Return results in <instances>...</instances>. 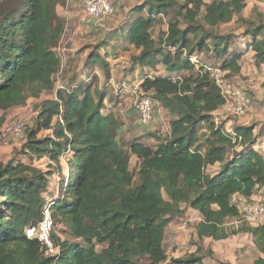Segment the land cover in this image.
<instances>
[{"label": "trees", "instance_id": "1", "mask_svg": "<svg viewBox=\"0 0 264 264\" xmlns=\"http://www.w3.org/2000/svg\"><path fill=\"white\" fill-rule=\"evenodd\" d=\"M56 1L18 0L0 14V111L24 106L29 98L54 89L55 75L62 71L54 50L62 31L53 26ZM246 1L147 0L138 7L147 16L138 13L129 28L127 41L141 50L132 61L153 68L161 63L169 72L146 78L141 89L175 116L156 148L133 139L127 150L117 140V122L104 114L103 100L96 98L92 85L64 86L55 99L43 102L21 155L47 157L53 169L44 171L18 158L0 163V264H164L166 229L187 207L201 216L195 225L200 240L247 233L261 253L254 264H264V222H248L233 202L235 194L250 198L264 186L256 125L227 130L224 121L216 120L225 99L205 71L206 65L219 66L231 80L240 75L241 61L251 50L264 76V21L242 35L243 48L239 37L218 31L241 19ZM167 11L172 20L156 41L151 31L155 17ZM204 54L215 64L202 62ZM99 55L96 52L94 59ZM182 71L190 74L173 76ZM261 87L264 91V80ZM4 122L2 115L0 126ZM43 130L53 133L38 138ZM130 154L141 159L137 180ZM62 158L69 181L59 197L49 192L50 176L63 170ZM49 193L52 200L46 198ZM46 208L58 248L53 254L26 232L44 218ZM230 219L236 223L229 225ZM59 222L82 242H61L55 232ZM202 260L194 253L172 264Z\"/></svg>", "mask_w": 264, "mask_h": 264}, {"label": "rangeland", "instance_id": "2", "mask_svg": "<svg viewBox=\"0 0 264 264\" xmlns=\"http://www.w3.org/2000/svg\"><path fill=\"white\" fill-rule=\"evenodd\" d=\"M114 7V11L101 21L96 20H85L84 19V0H57L55 4V15L54 24L62 28L60 37L54 46V50L61 58V69L59 74L55 75L54 89L50 92H46L39 98H29L27 104L20 107L12 108L6 112L0 111V116L5 115V122L0 126V134L6 128L8 124H12L17 121H22L25 123V128H27L24 139L10 138L7 142H2L0 140V163H5L13 158H18V161L33 162L38 168L49 171L53 169L51 161L47 157L42 158H31L23 157L21 154L24 151V146L27 142V135L29 130L35 128L37 123V117L39 115L42 104L46 100L55 99L56 93L60 87L67 86L72 89L76 85H83V89L92 85L95 90L96 98L103 100V112L112 116V118L117 122L119 127V132L117 135V140L129 150V142L133 139H138L153 148H156L160 140L166 137L170 132V120L174 118L170 112L163 107L160 100H154V113L153 120L149 124H143L139 118V114L135 108L137 100L144 96L146 93L141 89V92L134 94L131 103L130 99L126 101V90H124V84H119L122 82L119 77L120 64L117 62L114 66L109 67L106 61H102L99 57L95 58L96 52H102L103 55H108L113 53L114 47L112 46L113 41H116L115 47L121 49L124 44L127 43V31H121L117 33L116 30L126 27L131 19L133 20L142 13V15L147 16V11H138L139 6L146 4L147 0H110ZM211 1V0H208ZM18 0H0V14L4 11L10 10L13 5H15ZM135 11V12H134ZM139 13V14H138ZM239 20H234L230 23L223 24L220 27L219 32L235 35L239 37L237 40L240 46L243 48V43L246 39H243L242 35L245 34L247 30L252 27L259 25L264 21V0H247L246 6L243 9ZM156 24L152 28V35L156 41L160 40V37L168 30L169 20H172V14L170 12H165L162 15H156ZM132 24V22H131ZM130 24V25H131ZM122 36L125 41L120 38L116 40H111L114 36ZM249 39V38H248ZM111 41V42H110ZM102 45H105L104 52L101 50ZM124 50V49H123ZM120 51V50H119ZM122 51V50H121ZM128 50H124L123 55H125ZM117 55L119 52L116 53ZM131 53L127 54L128 56ZM100 56V55H99ZM201 60L207 64H215L216 61L208 59L204 54L201 56ZM92 59V60H90ZM94 59V60H93ZM91 61L89 64L88 73L84 71L79 75L83 64L86 61ZM132 61V58H131ZM132 65L135 68L138 64L132 61ZM143 65H141L142 67ZM87 71V70H86ZM98 71L101 76H98ZM245 73L241 75L232 76L231 82L237 86L247 89L252 96L254 91L258 89L259 77H262V71L258 69L257 72L250 71L248 67L245 68ZM168 75L169 72L166 67L159 63L155 68L147 65L146 71H140L143 79L155 77L157 74ZM252 74V75H249ZM86 74V75H85ZM129 75L126 72L125 77ZM186 71L174 74V77L181 75H187ZM190 74V73H189ZM188 74V75H189ZM116 78H118L116 80ZM144 79V80H145ZM116 80L117 90L113 85ZM143 80V81H144ZM124 81V80H123ZM80 90L82 88H75V90ZM124 90V91H123ZM116 99L118 101H116ZM255 100L253 99V102ZM128 103V104H127ZM251 107L242 116H234L227 112H223V120L227 125V130H231V126L238 123V119L246 117L251 114ZM254 108L256 111V118L251 120L250 123L257 122L264 123V99L263 102L257 101ZM217 120V119H216ZM221 120V119H220ZM233 121L231 124L227 121ZM219 121V120H217ZM53 133L52 130H43L38 133V138L49 136ZM129 152V151H128ZM62 162L65 167L60 172V174H54L50 176V191L56 194V196H61L62 189L69 181V176L67 174L66 159L62 158ZM141 159L136 155L130 154V170L133 172L136 180L138 178V170L140 167ZM217 168V167H216ZM211 169L210 171H214ZM60 185V186H59ZM259 191V190H258ZM257 192V191H256ZM47 200H52V194H45ZM186 210L183 217H175L171 220L169 226L166 229L164 247L168 252V256L171 258L168 264L174 263L176 259H184L192 255V251L196 248V251L201 256H206V259L211 257L214 264H230L227 258L222 259L217 255L218 249L215 248V241L211 239L205 240H195L197 236H194L193 230L195 225L199 222L200 216L196 209L190 208ZM49 210V208H46ZM45 209V210H46ZM200 215V214H199ZM264 222V217L260 220L251 221L252 224L256 225ZM236 223V219L228 220V224L232 225ZM56 235L61 239L64 244L82 242V240L74 239L69 232V227L65 222H59L55 230ZM251 236H244L237 241V245L244 249L243 254H245V260L242 264H254L256 255L252 253L253 245ZM237 246V247H238ZM226 249V246L223 245ZM56 248V247H55ZM199 248V249H198ZM211 250V256L208 255ZM214 252H213V251ZM98 251H102V246L98 245ZM58 252V248L55 253ZM216 252V253H215ZM53 254V253H52ZM222 261V262H220ZM139 264H148L147 261L142 260Z\"/></svg>", "mask_w": 264, "mask_h": 264}, {"label": "built area", "instance_id": "3", "mask_svg": "<svg viewBox=\"0 0 264 264\" xmlns=\"http://www.w3.org/2000/svg\"><path fill=\"white\" fill-rule=\"evenodd\" d=\"M83 11L85 20L101 21L114 11V7L110 0H84ZM192 61L198 63L199 59L192 57ZM205 71L213 77L225 99L222 110L234 116L245 115L252 103L247 90L235 86L227 78V72L219 66L206 65ZM63 87L62 85L60 88ZM154 103L150 95L141 96L137 100L135 108L143 124H149L153 120ZM10 138H25L24 122L17 121L6 126L0 134V140L7 142ZM257 145L259 152L264 157V142L260 141ZM262 188H259V191L255 192L250 198H245L238 194L233 196V202L237 204L242 216L250 223L264 217V191ZM44 212V218L37 225L27 228L26 232L30 238H37L46 247L47 254H52L56 251L51 238L53 218L50 210L46 209Z\"/></svg>", "mask_w": 264, "mask_h": 264}, {"label": "crops", "instance_id": "4", "mask_svg": "<svg viewBox=\"0 0 264 264\" xmlns=\"http://www.w3.org/2000/svg\"><path fill=\"white\" fill-rule=\"evenodd\" d=\"M131 22L133 23V18L131 19L130 23L124 27V28H121L119 27L120 29L119 30H116L117 33L121 31H129V28H130V24ZM116 38H120L121 40L125 41L124 38L122 36H114L111 40H116ZM111 42V41H110ZM115 43L116 41H113L112 43V46L114 47V51L113 53H110L108 55H103L102 52H98L100 54L99 58L102 59V61H106L107 65H108V68L109 67H112L114 66L117 62L119 63V61L121 62L120 64V71H122L120 74H119V77H121L120 79L122 80V82H120L119 84H124V90H126V94H125V97H126V101L128 102V100L130 99V103H131V100H132V97H134V94H138V92H141V84L143 83V77L140 74V71H143V69L146 71L147 69V65H143L141 67V64H138L135 68L133 67L132 65V61H131V58L132 56L134 55H138L140 53V49L136 48L133 44H130L128 41L127 43L124 44V47L121 48V49H117L115 47ZM245 45V43H243V46ZM104 48H105V45H102L101 47V50L104 52ZM128 50L127 52H125L126 54L123 55V52L124 50ZM120 50V51H119ZM122 50V51H121ZM119 52V54L117 55L116 53ZM131 53L129 56L127 54ZM91 60V59H90ZM242 63V71L240 72V75L245 73V68L246 66L248 67V69L250 71H254V72H257L258 71V68L256 67L255 65V58H254V52L253 51H249L242 59L241 61ZM89 64H92L91 61H86L84 64H83V67H81L82 69L80 70V73L79 75L84 71V73H88V69H86L85 67H88ZM87 70V71H86ZM98 76H101V74L96 71ZM126 72L129 73V75L127 74V76L125 77L126 75ZM158 74V73H156ZM86 75V74H85ZM249 75H252L249 73ZM253 76V75H252ZM118 78H116L117 80ZM116 80L115 82H113V85L114 87L116 88L117 90V86H116ZM124 80V81H123ZM264 80V76L262 75V77H259V80L257 81L258 82V89L256 91H254V104L251 108V110H253L251 112V114L247 115L246 117H242V118H239L238 119V123H235V125H249V124H254L256 125V133L258 134V140H262L264 142V123H259V121H255L253 123H250L251 120H253L254 118H256V111L254 110V108H258L257 106H255L256 102L257 101H261L263 102V99H264V91L261 87V84ZM118 81V80H117ZM123 90V91H124ZM132 95V97H131ZM116 101H118L116 99ZM128 104V103H127ZM224 111L222 110V108L220 110H218L215 115H216V119L217 120H222L224 121L223 119V113ZM106 114V113H104ZM230 124L233 122V121H227V123ZM227 126V125H226ZM233 128V125L231 126L230 129ZM259 141V142H260ZM256 149H258V145H256ZM262 190L264 191V186L262 188ZM187 209H189L187 207ZM198 216H200L198 214ZM201 218V216H200ZM201 219H199L200 221ZM193 233H194V236H197L196 232H195V229L193 230ZM249 234L247 233H240L238 235H234V236H231L227 239H221V240H213L211 238H206V239H211L213 241H215V248L218 249V254L219 257H221L222 259L224 258H227L228 262L230 264H242V262L245 260V254H243L244 252V249H242L240 246L237 245V241L238 239L244 237V236H247ZM250 236V235H249ZM198 236H197V239L195 240H198ZM200 240V239H199ZM252 245H253V250H252V253L256 255V258L259 257L261 255V253L259 252V250L256 248V246L254 245L253 242H250ZM225 245L226 246V249L223 248L222 246ZM238 246V247H237ZM196 248L193 250V251H196L197 249V246H195ZM199 249V248H198ZM192 253L194 254H198L197 252H193ZM213 251V250H212ZM214 252V251H213ZM216 253V252H215ZM199 256H201L200 254H198ZM209 255V254H208ZM213 254H210L209 256H211ZM170 257L168 256V261L164 264H168L170 262ZM203 264H214V261L211 259V257H209L208 259H206V256L204 257L203 256V260H202ZM222 262V261H220ZM223 263V262H222Z\"/></svg>", "mask_w": 264, "mask_h": 264}, {"label": "clouds", "instance_id": "5", "mask_svg": "<svg viewBox=\"0 0 264 264\" xmlns=\"http://www.w3.org/2000/svg\"><path fill=\"white\" fill-rule=\"evenodd\" d=\"M146 95V94H145Z\"/></svg>", "mask_w": 264, "mask_h": 264}]
</instances>
